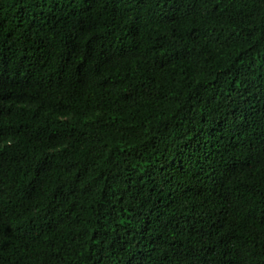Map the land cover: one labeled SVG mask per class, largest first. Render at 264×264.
I'll list each match as a JSON object with an SVG mask.
<instances>
[{
  "label": "trees",
  "instance_id": "trees-1",
  "mask_svg": "<svg viewBox=\"0 0 264 264\" xmlns=\"http://www.w3.org/2000/svg\"><path fill=\"white\" fill-rule=\"evenodd\" d=\"M0 264H264V0H0Z\"/></svg>",
  "mask_w": 264,
  "mask_h": 264
}]
</instances>
